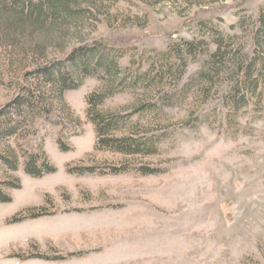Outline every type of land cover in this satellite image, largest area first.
I'll list each match as a JSON object with an SVG mask.
<instances>
[{
    "label": "rangeland",
    "instance_id": "obj_1",
    "mask_svg": "<svg viewBox=\"0 0 264 264\" xmlns=\"http://www.w3.org/2000/svg\"><path fill=\"white\" fill-rule=\"evenodd\" d=\"M0 193V264H264V0H0Z\"/></svg>",
    "mask_w": 264,
    "mask_h": 264
},
{
    "label": "trees",
    "instance_id": "obj_2",
    "mask_svg": "<svg viewBox=\"0 0 264 264\" xmlns=\"http://www.w3.org/2000/svg\"><path fill=\"white\" fill-rule=\"evenodd\" d=\"M77 52H73L71 53L68 57H67V61L68 63H73V64H77L78 63V57H77ZM63 67V64H61L59 61L56 60H52L51 63L43 68H40L38 70V72L46 75V76H50L53 75L55 72L61 71ZM58 70V71H57ZM69 80L67 78H62L60 80V84L58 85V90L61 92H63L65 90V87L68 88H72V86L69 84L68 82ZM16 102H19V99H17ZM41 170L37 169V167L35 166V164L30 163L28 165V173H30L33 176H39L40 175ZM0 201L2 202H8L9 198H6L5 196H3V194L0 193Z\"/></svg>",
    "mask_w": 264,
    "mask_h": 264
}]
</instances>
